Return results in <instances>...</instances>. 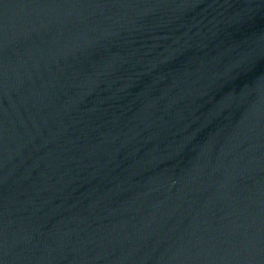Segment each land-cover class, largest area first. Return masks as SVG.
<instances>
[{
	"label": "water",
	"instance_id": "95a60500",
	"mask_svg": "<svg viewBox=\"0 0 264 264\" xmlns=\"http://www.w3.org/2000/svg\"><path fill=\"white\" fill-rule=\"evenodd\" d=\"M0 264H264V0H0Z\"/></svg>",
	"mask_w": 264,
	"mask_h": 264
}]
</instances>
